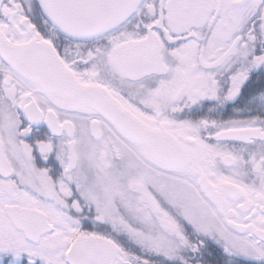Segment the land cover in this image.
<instances>
[{"label": "snow or ice", "instance_id": "6c2138e0", "mask_svg": "<svg viewBox=\"0 0 264 264\" xmlns=\"http://www.w3.org/2000/svg\"><path fill=\"white\" fill-rule=\"evenodd\" d=\"M0 264H264V0H0Z\"/></svg>", "mask_w": 264, "mask_h": 264}]
</instances>
